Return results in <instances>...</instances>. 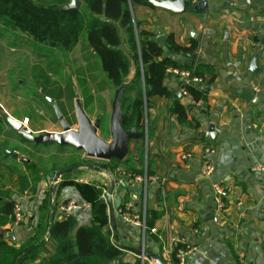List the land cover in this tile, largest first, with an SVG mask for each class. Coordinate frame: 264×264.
<instances>
[{
    "label": "crops",
    "instance_id": "obj_1",
    "mask_svg": "<svg viewBox=\"0 0 264 264\" xmlns=\"http://www.w3.org/2000/svg\"><path fill=\"white\" fill-rule=\"evenodd\" d=\"M200 1L207 4L203 14L175 15L156 8L131 7L133 20L140 30L152 33V40L162 48L163 58L175 60L179 66L184 61L167 50L165 36L172 34L180 46H186L193 39L198 49L192 66L204 65L216 75L205 88L206 102L193 104L192 99L180 98L185 106H193L188 110V120L196 122L198 128L179 125L169 112L167 99H149L143 110L145 128L143 132L138 131L143 136L145 131L147 137L144 161L140 160V143L136 145L132 141L126 159L137 174L122 169L115 171L114 177L108 179L107 188L97 195L98 217L92 214L90 204L74 186L61 184L62 176L56 183L50 174L48 178L40 176L34 193L17 195L10 187L3 189L0 257L7 255V264L12 259L8 249L20 256L11 264H40L52 256L55 242L47 233L37 238L46 197L54 207L53 221L63 220L57 210L63 203L88 204V210L72 215L73 233L78 227L99 228L111 242L128 249L122 258L125 263L156 264L151 259L155 257L162 264H172V256L164 249L173 244L175 250L189 249L185 264H264L263 183L260 175L252 171L255 166L264 167V140L261 139L264 134V0H191V3ZM253 59H256V73L248 70ZM134 72L128 74L127 85L132 82ZM163 85L176 93L180 80L167 74ZM5 124L8 125L6 121ZM211 129L214 139L204 136ZM207 148L210 152L205 154ZM5 150L16 154L17 151L0 150L12 162H25L22 159L26 158L14 159ZM204 162L213 166L208 176L203 174ZM145 176V182L135 180ZM83 182L80 180L77 184ZM214 184H222L227 191L225 206L220 212L214 209ZM14 204L25 215L21 224L13 221ZM119 211L143 215L144 219L147 216L152 224L150 229L155 232H142L124 222ZM36 238L43 240L42 246L26 247L27 256L21 258L23 245Z\"/></svg>",
    "mask_w": 264,
    "mask_h": 264
},
{
    "label": "trees",
    "instance_id": "obj_2",
    "mask_svg": "<svg viewBox=\"0 0 264 264\" xmlns=\"http://www.w3.org/2000/svg\"><path fill=\"white\" fill-rule=\"evenodd\" d=\"M70 1L0 0V22L7 27L18 28L34 38L44 40L48 45L53 42L65 51L71 50L79 39L84 40L97 58L101 72L114 88L123 86L129 74L130 62H135L133 80L125 88V92L131 89L133 96L125 106L124 98H121V126L125 131L132 127H135L137 131L143 130V110L146 102L153 97L169 101V112L176 117L179 125L198 128L196 122L188 120V110H191L193 106H185L177 92H171L163 85L167 69L190 70L191 67H188L186 61L195 60L198 49L196 40L190 39L186 46H180L175 43L172 34L164 37L167 50L183 58V64L179 66L175 60L163 58L162 48L152 40V33L140 30L133 20L132 6L154 9L147 0H85L86 7L64 10L63 7ZM122 45L126 47L127 53L122 50ZM192 76L201 81L198 85L186 86V92L193 104L206 102L205 88L215 80L216 75L208 67L195 64ZM1 122L5 123L0 119ZM10 134L16 133L10 130ZM16 135L19 142L30 143L21 134ZM1 149L8 148L3 144L0 145ZM129 162L125 158L122 161L111 160L108 164L118 166L128 164L126 168L130 173L137 174ZM24 163L25 169L16 173L0 164V193L8 187L14 189L17 195L36 191L40 174L32 163ZM80 164L73 162L60 168L53 165L50 172L79 167ZM138 173L141 174L142 171ZM146 175H149L148 169H146ZM69 176L70 173H64L61 184L74 186L81 193L83 200L90 204L92 214L98 217L100 213L98 196H88L82 190V185L66 181ZM42 208V220L37 225V238L47 233V236L55 242V247L52 256L42 260L40 264H130L122 261L125 250L128 249L117 242H111L99 228L78 227L73 233L75 226L73 216L60 221L52 220L49 223L50 215H54V207L49 197L43 200ZM151 214L155 215L153 212ZM145 220L146 229H150L152 224L147 221V216ZM37 238L23 245L21 258L27 256L26 247L31 246L32 249H37L42 246L43 240ZM7 253H12V259L8 264H11L15 257L20 258L18 252L14 253L13 250L8 249ZM7 262V255L0 257V264H7ZM171 262L177 264L173 254ZM132 264L141 263L135 261Z\"/></svg>",
    "mask_w": 264,
    "mask_h": 264
},
{
    "label": "rangeland",
    "instance_id": "obj_3",
    "mask_svg": "<svg viewBox=\"0 0 264 264\" xmlns=\"http://www.w3.org/2000/svg\"><path fill=\"white\" fill-rule=\"evenodd\" d=\"M77 1L79 8L86 7L85 0ZM52 45L0 22V119L4 121L6 115L19 121L28 119V129L34 134L60 133L59 121L51 104L45 100L49 98L53 100L69 128L77 131L74 112V101L77 99L90 122H99L97 136L109 144L108 123L114 94L118 88L112 87L106 80L97 58L84 40L79 39L69 51L61 49L53 42ZM121 48L127 53L124 45ZM135 67V62L131 61L129 75H132ZM128 82L123 84L125 88ZM132 96L131 89L126 92L124 90L121 97L124 98V106ZM10 130L4 122L0 123V145L15 149L19 158H27L42 178H48L53 165L60 168L73 162L81 163V167L73 171L66 181L71 184L84 181L78 185H82V190L88 196L96 197L101 194L102 189L108 186V179L114 177L117 169L130 172L126 168L128 164L118 166L92 160L72 147L21 143L16 134H10ZM144 135L140 140L142 163L147 142L145 131ZM132 144L131 141L129 145ZM0 164L15 173L25 169L24 162H12L1 151ZM146 230L151 234L153 229Z\"/></svg>",
    "mask_w": 264,
    "mask_h": 264
},
{
    "label": "water",
    "instance_id": "obj_4",
    "mask_svg": "<svg viewBox=\"0 0 264 264\" xmlns=\"http://www.w3.org/2000/svg\"><path fill=\"white\" fill-rule=\"evenodd\" d=\"M148 3L156 8L175 15L188 13L203 14L207 8L205 1H200L196 4L191 3V0H147ZM67 9H79V2L72 0L70 4L63 7ZM51 46L52 43L50 44ZM188 67H192L193 61L187 60ZM248 70L252 73H256V59L251 60L248 66ZM125 90V86H121L115 91L111 114L109 117L108 130L110 135V143L106 144L97 136V130L99 128V122L96 121L93 124L86 117L81 105L77 101L75 96L74 112L77 121V131H73L69 128L64 121L62 114L57 106L53 103L52 99L46 98L48 103H51L52 109L59 121L61 132L60 133H42L34 134L27 128L23 127L18 121L12 119L9 116H5V121L8 126L15 132L21 134L25 140L35 145L41 144H56L59 147H72L75 150L82 151L87 158L109 162L111 160L122 161L126 158L128 153V146L131 141H134L136 145L140 143L143 137L142 133H139L135 127L125 131L121 126L122 112L120 107V101L122 94ZM206 138L214 139L213 130H209L204 135ZM5 153L14 159L18 158V155L12 151H6ZM27 162L26 159H22ZM77 167H71L69 169L57 172H51L50 177L52 182L56 181L64 173H71ZM77 214V213H76ZM52 221V215L50 216V222ZM76 251V249H75ZM156 264H162L157 258L151 257Z\"/></svg>",
    "mask_w": 264,
    "mask_h": 264
},
{
    "label": "built area",
    "instance_id": "obj_5",
    "mask_svg": "<svg viewBox=\"0 0 264 264\" xmlns=\"http://www.w3.org/2000/svg\"><path fill=\"white\" fill-rule=\"evenodd\" d=\"M263 50H264V46H263ZM193 68H194V66H192L190 68V70H181L178 68H169L166 70V74L173 75L180 80V87L177 91V94L180 97L188 98L190 100H191V97L186 92L185 87L188 85H198V83H200V81H201V79L195 78L192 76ZM253 88H254V90H256L255 87H253ZM28 123H29L28 119H24L21 121V125L23 127H26L28 125ZM261 139L264 140V134H263ZM209 152H210V150L208 148L204 150L205 154H208ZM203 170H204L203 174L205 176H208L211 174V172H213V166L210 165L209 163L204 162ZM252 171L260 175L262 183H263V195H264V167L263 166H255L252 169ZM135 180L138 182H145L146 176L144 178L143 177L142 178L141 177L135 178ZM213 193H214V196H213L214 209L216 211L220 212L223 210V208L225 206L224 202L227 198V191L222 184H214L213 185ZM88 209H89L88 204L77 203L74 201H68L67 203H63V204L59 205L57 208L58 214H59L61 219H66V218L72 216L76 212L86 211ZM119 214H120L121 219L124 222L140 228L142 230V232L146 231L145 219H144L143 215L140 216V215H137L135 213L133 214V213H127V212H123V211H119ZM12 218H13L14 223H16V224H21L25 220V215H24L21 207L18 204L13 205ZM150 232L154 233V230H151ZM188 250H189L188 248H186V250H181L178 248L175 250L174 245L169 244L164 249V252L169 257H171L173 254L174 257L178 260L177 264H185V257L188 254Z\"/></svg>",
    "mask_w": 264,
    "mask_h": 264
}]
</instances>
